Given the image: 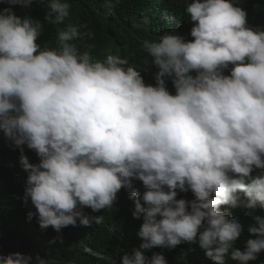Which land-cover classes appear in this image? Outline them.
<instances>
[{"label": "clouds", "instance_id": "9594fccd", "mask_svg": "<svg viewBox=\"0 0 264 264\" xmlns=\"http://www.w3.org/2000/svg\"><path fill=\"white\" fill-rule=\"evenodd\" d=\"M32 3L0 0L10 6L0 9V129L40 160L20 159L27 173L24 203L30 198L36 210L28 218L57 233L78 221L90 227L83 209H112L126 189L136 198L133 218L143 217L140 248L174 249L198 238L214 264H225L228 254L240 264L256 260L264 251V219L256 217L258 227L249 232L257 238L240 251L233 244L243 226L220 208L237 206L242 192L247 207H264V30L247 26L237 0H191V42L172 33L143 41L158 69L153 87L126 67L127 59L94 60L90 44L81 54L72 41L93 34L78 26L58 31L57 49H41L42 24L11 10ZM48 7L45 19L53 25L69 16L67 2L48 0ZM166 77H173L175 95ZM133 180L142 182L143 194ZM189 190L194 200L176 198ZM31 259L14 253L0 256V264ZM122 264L146 261L133 250ZM147 264L167 262L153 254Z\"/></svg>", "mask_w": 264, "mask_h": 264}, {"label": "trees", "instance_id": "16d2710c", "mask_svg": "<svg viewBox=\"0 0 264 264\" xmlns=\"http://www.w3.org/2000/svg\"><path fill=\"white\" fill-rule=\"evenodd\" d=\"M70 4L69 16L63 24L53 25L45 17L50 12L48 0H33L29 7L11 6L12 12L19 18L30 17L42 24L41 34L36 43L41 49H57V33L67 25L78 26L81 32H91L92 39L74 40L72 43L81 54L87 45H93L91 55L94 60L104 61L108 55L127 59L126 67L140 71L146 85L156 86L155 75L158 69L153 65V58L143 48V41L159 42V37L166 33L181 36L185 42H191V28L194 24L186 14V7L191 0H61ZM235 6L247 13V26L264 30V0H237ZM10 7L0 4V9ZM232 65L223 74L230 75ZM193 77L195 71L190 73ZM173 77L165 78V85L171 95L176 94L172 83ZM21 155L26 156L29 163L39 164L35 151L26 145L17 147L0 129V256L20 253L31 257L30 264H38L37 257L46 264H122L125 254L131 255L133 250L140 251L146 264L153 254H161L167 264H214L206 256L205 250L197 243H181L174 249L140 248L143 241L138 232L143 217L134 219L135 199L122 189L112 209L93 213L91 209H83L92 219L90 227L77 222L76 227H67L60 233L51 227L41 230L38 218H28V213H35L29 198L24 203L27 173L20 163ZM261 176L263 171L254 170ZM253 171V172H254ZM133 187L145 191L142 182L133 180ZM167 191V189H165ZM186 201L195 199L191 191L177 192V197ZM248 200L242 192L237 206L222 205L220 210L230 218L239 220L243 226L241 236L233 247L244 251L248 239L257 237L249 232L251 227H258L256 217L264 219V207L257 204L247 207ZM143 206V205H142ZM190 210V209H189ZM99 224L96 218H101ZM159 219V217H158ZM206 225V222H205ZM204 229L201 228L200 231ZM90 250V251H86ZM92 253H100L106 259H98ZM225 264H240L230 254L225 257ZM248 264H264V251L257 259Z\"/></svg>", "mask_w": 264, "mask_h": 264}]
</instances>
